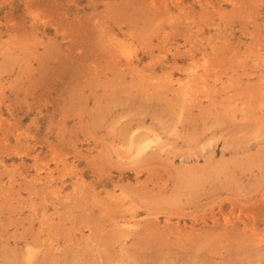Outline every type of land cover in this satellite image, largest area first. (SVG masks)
<instances>
[{"label":"rangeland","instance_id":"rangeland-1","mask_svg":"<svg viewBox=\"0 0 264 264\" xmlns=\"http://www.w3.org/2000/svg\"><path fill=\"white\" fill-rule=\"evenodd\" d=\"M0 264H264V0H0Z\"/></svg>","mask_w":264,"mask_h":264}]
</instances>
